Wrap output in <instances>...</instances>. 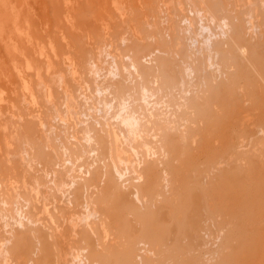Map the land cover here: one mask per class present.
Here are the masks:
<instances>
[{"label": "rangeland", "instance_id": "rangeland-1", "mask_svg": "<svg viewBox=\"0 0 264 264\" xmlns=\"http://www.w3.org/2000/svg\"><path fill=\"white\" fill-rule=\"evenodd\" d=\"M261 44L264 49V0H0V264L20 263L12 248L24 238L29 249L21 264H98L91 249H117L125 241L123 248L126 240L114 234L100 195L117 192L143 208L139 186L154 174L159 195L155 186L148 204L172 197L176 186L165 163L177 151L168 154L169 140L179 142L194 126L202 93L234 71L231 54L243 58L247 47ZM239 84L240 107L253 111L244 133L224 151L217 141L191 148L200 166L213 150L216 173L243 164L245 172L258 166L264 173V116L255 118ZM213 171L198 176L202 185L214 181ZM204 200L199 234L182 236L179 246L187 249L165 263L223 261L231 224L211 214L210 198ZM130 211L124 214L136 233L133 262L159 264ZM186 241L194 242L191 248Z\"/></svg>", "mask_w": 264, "mask_h": 264}, {"label": "bare ground", "instance_id": "bare-ground-1", "mask_svg": "<svg viewBox=\"0 0 264 264\" xmlns=\"http://www.w3.org/2000/svg\"><path fill=\"white\" fill-rule=\"evenodd\" d=\"M237 28L238 27L236 26L235 29ZM236 32H237L236 34L237 36L239 32L238 30H236ZM238 37H235L234 35L233 39H236ZM242 42L240 41V43ZM243 45L245 46V44ZM242 46L240 47L242 48ZM145 47L146 45L144 46V48ZM240 47H238V49ZM259 47L257 46L253 48L252 45L247 47L248 51H245V54L246 52H248V55L243 58L242 56L239 57L236 54L232 53V49H230L231 47L228 48L229 52L233 54V55L231 54L229 58L232 61H234V65H235L234 71L228 74L226 79L222 80L221 82H217L216 85L211 86L210 84L209 89L213 91L209 90L210 91L208 92L209 94H206L207 92H205L204 94L202 93V95L200 96V98L201 97L202 98L199 99L201 100L199 103L200 106H198L197 107L198 109L196 110L197 114L195 110L191 111L192 112L191 114L193 115L196 114L193 117L194 126L190 125L191 127H189L188 130L186 128L185 135L181 134L178 137H176L177 139L175 138L176 141L177 140L179 141L177 142L179 144L175 143L174 141L171 142V140H169L170 147L169 145L167 146L168 154H170L169 152L172 153V151H177L174 159L172 158L173 161H171L172 160L171 159L170 161L168 160L165 163L167 166V170L169 171V175H170L169 179L170 177H172L171 184L169 180L168 182L171 186L172 185L176 186L175 187L176 190L173 189V192H172L173 198L170 196L171 199L170 198L168 199L166 198L167 196L166 195L160 198L159 199L160 201L157 202L156 204L152 203L154 204L153 207L148 204L150 200L152 199L151 194H153V197H154V194L155 193L158 194L159 192L157 188H159L160 185L158 187L157 186L158 183L156 182L161 183L160 181H158L159 179L156 178V175L150 174V179H148V176H147V179L139 186L140 193L142 192L141 194H144V196L145 195L149 197L151 196V199H148L149 197L147 198L145 196L146 200L144 199V201L145 202L147 200L149 201H147L146 203L145 202L143 203L142 205L143 208H138V209L135 208L134 207L135 205H132V203L127 202L125 197L121 196L117 192H112L111 195H104V194L100 195V197L98 198L99 201L96 200L98 203L101 202L102 205L103 204L105 205V209H106L105 214H107V216L110 219V223H111L110 226L114 230H116V232H114L116 237L118 239L120 238V240L121 239L126 240V243L124 244L125 248L122 246L124 249L120 247L125 242V241L123 242V240L121 241L123 243H121L119 247L117 246L118 248H121L122 250L118 248L116 249L115 246L114 248L113 247L109 248L106 251H103V249L101 251L100 249L99 250H95L94 248L91 249L90 256L93 257V259L97 260L98 264H135L132 260L133 255H131V252H133V250L131 247H132V243L134 242V235L136 233L131 231L133 229L129 221L125 218V214H126L125 211H128V210L129 211L131 210L129 212L130 214L131 212L135 213V215L133 213L132 215L133 217H135V221L136 220L138 221V222L136 221L139 224V226L138 225L137 226L140 228L138 229L139 232L138 231L137 232L141 236L144 237L143 240L146 239L145 242H149V244L152 245L153 250H156L158 252L157 263L167 264L165 263V261L170 260V259H171L170 261H172L173 259H176V257L179 254H181V248L185 247L183 246L180 248L179 246L182 244L181 243L182 241L186 240L185 238L182 239L183 238L182 236L189 239V237L193 235L195 229L197 230L198 216H201L202 214V211L200 214V210L203 209L202 205L205 203L206 200L204 199L206 197L210 198V201H211L208 206V210L210 211V213L211 214H213V212L216 213L218 216L221 217V220H222V217L228 219L231 224V228L228 232V236L230 239L227 237V235H225L227 238L226 240L230 241L231 243L229 244V242L225 241L227 242L228 245H226L225 247L226 251H224V254L225 252L226 254L225 255L223 254L224 257L222 256L223 261L221 262V260H219L221 262L220 264H264V233H263L264 231L262 233L259 231L261 229H264L263 226L261 229H259V227L264 223V173L261 172L258 166H253L251 169H250L251 166H249V169L247 166V170L245 172L243 171L242 168L244 167V165L246 167V164H243V167L239 168V169H242L241 171L238 168L237 169L235 168L234 171H231L230 167H229L230 170L226 169L228 168L226 167L225 169L221 171L219 169L220 171L219 173H216L217 170L216 171L214 170L216 173V175L213 176L214 181L210 179L211 180L210 183L207 184L208 180L206 179L207 185H202V182L199 179L201 176V173L203 176L204 172L205 174L206 173L211 174L213 171L211 170V167L213 165L212 163H214L212 162V159L214 158L213 157L214 154L212 152L213 150L208 152V154L206 155L205 161L200 166V164L197 163L198 155H197L196 149H194L193 147L191 148L192 143H194L195 141H197L198 143L200 142L199 148H201V146L206 147V148L215 147L216 142L214 141H217L222 146L221 150L224 151L231 147L232 145L231 138H232V141L234 142V139L238 135L244 133V130H245L244 120L247 117V115L248 114L251 115L253 111L252 112L247 111L246 113L247 115H246L243 109L240 107V103L242 101H239L238 98H240V94L238 90H236L239 83H243L242 86H240L239 84L241 88H245V89H241L243 94L249 97V99L252 101L251 104H254L252 105V107L254 108V112L256 111L254 113L255 118L256 117L262 118V116H264V54H263L264 49L262 48V44H261V48ZM140 48L142 49L143 45H141ZM164 61L165 60L162 59L160 61V64L162 62V64L164 65L166 62ZM165 66L166 65H164V68H168ZM206 91H208V89ZM243 114H245V116ZM190 116L192 118V115ZM259 118H258V121H260ZM233 132L235 133L233 134ZM230 151L228 153L232 152L231 155H234L233 148H232V151L231 152ZM206 153H207V150H206ZM235 153L237 154V151ZM170 155L169 157H171ZM225 155H227V153H225ZM239 158H241V156ZM241 159H245V158H241ZM237 162H238V159L234 162L235 164H232V167L234 165L235 167H238L237 164L239 162L238 163ZM248 162L249 161H247V163ZM260 164L262 167L263 163H260ZM180 166L183 167L184 169H181ZM181 170L182 172L183 170H185L184 175H186L182 179H181V176L179 175ZM206 178H208V176ZM170 185L168 187V190H171L169 189L171 188ZM155 186H156L157 191L154 188ZM158 195H155V196L157 197ZM156 200H158V198ZM163 206L170 207L168 213H164L162 211ZM205 209L203 211H205ZM210 213L208 214L210 215ZM205 214H207V211L205 212ZM207 215L204 216V219L205 217L207 218ZM211 216L213 217V215ZM222 233L223 235L225 234V232H222ZM140 235H138V237H140ZM87 239H88V235L85 240ZM24 240L23 242L21 240L16 241V243L14 242L15 245L12 248L13 255H15V258L17 259V261L20 262L19 264L24 262L25 254H26L25 251L27 250V247L29 249V245H28L29 241L28 240L24 241ZM40 240H42V238ZM179 240L181 241L179 242ZM42 241H40L42 244L41 246L42 251H44L48 255L49 254L48 243H45L44 241L43 242ZM222 241H221V244H222ZM190 242L191 241L189 242L186 241V243L189 244L188 245L189 248H191V245L194 243V242L193 243L191 242L192 243L191 244ZM89 244L90 243L88 242L87 245ZM220 247H219V250H220ZM184 249H187V247ZM44 256L45 255H43V257ZM167 257L168 259L165 260ZM217 258H219V256ZM37 262L38 261H35V264L40 263V262L38 263Z\"/></svg>", "mask_w": 264, "mask_h": 264}]
</instances>
